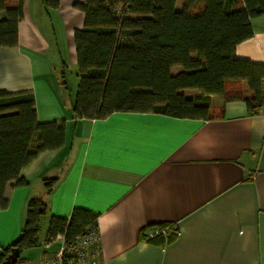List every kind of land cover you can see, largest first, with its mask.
<instances>
[{"label": "crops", "instance_id": "0c3cea01", "mask_svg": "<svg viewBox=\"0 0 264 264\" xmlns=\"http://www.w3.org/2000/svg\"><path fill=\"white\" fill-rule=\"evenodd\" d=\"M82 1L59 0L47 15L43 0H25L18 45L0 47V89L31 91L38 121H64L66 130L62 147L21 169L26 184L5 186L0 249L18 237L28 200L39 197L48 205L43 251L22 252L27 264H46L60 250L62 236L45 241L48 215L69 216L74 207L98 214L99 264H264V110L248 115L243 100L213 95L211 119L115 112L74 121L55 67L76 69L73 32L84 16L73 4ZM51 15L61 25L58 38L43 29ZM252 27L235 55L264 64V15ZM46 178H57L50 194ZM160 222L177 228L163 246L142 238Z\"/></svg>", "mask_w": 264, "mask_h": 264}, {"label": "trees", "instance_id": "16d2710c", "mask_svg": "<svg viewBox=\"0 0 264 264\" xmlns=\"http://www.w3.org/2000/svg\"><path fill=\"white\" fill-rule=\"evenodd\" d=\"M25 0H0V47L18 45ZM59 0H43L45 12ZM73 6L83 25L73 32L78 84L70 99L71 118L103 119L115 112L159 113L176 118L211 119V96L224 102L241 99L248 115L264 110V64L238 58L236 45L253 34L252 19L264 15V0H83ZM64 64L61 77H65ZM175 68H179L175 70ZM244 82L248 95H245ZM61 83V81H60ZM62 85H66L62 81ZM66 87V86H65ZM185 89L197 93H185ZM64 121L39 122L31 91L0 89V205L9 181L26 184L21 169L40 152L65 144ZM57 178L44 179L50 194ZM47 203L27 202L18 237L0 249V263L12 248L20 255L39 246ZM98 214L74 207L69 216L48 215L45 241L63 237L66 255L77 237L97 227ZM151 227L166 230L142 238L163 246L177 236L170 222Z\"/></svg>", "mask_w": 264, "mask_h": 264}, {"label": "built area", "instance_id": "2783aa9c", "mask_svg": "<svg viewBox=\"0 0 264 264\" xmlns=\"http://www.w3.org/2000/svg\"><path fill=\"white\" fill-rule=\"evenodd\" d=\"M158 232L166 233L164 229L151 227L146 231L147 236H154ZM64 244L60 250L46 264H99L101 261V244L96 226L86 228V232L77 237L73 251L65 253Z\"/></svg>", "mask_w": 264, "mask_h": 264}, {"label": "rangeland", "instance_id": "374dc122", "mask_svg": "<svg viewBox=\"0 0 264 264\" xmlns=\"http://www.w3.org/2000/svg\"><path fill=\"white\" fill-rule=\"evenodd\" d=\"M37 1V0H36ZM40 0H38V2H39ZM34 6V3L32 4V6H31V10L33 11V7ZM46 21H45V24H44V26H43V29H45V26H48V30H47V32L50 34H52V30H53V32L55 33V37H57L58 38V36H60V33H59V31H60V27H61V25H60V23L57 21V19H56V17L55 16H53V15H51L50 17H48L47 16V18L45 19ZM39 27H41V29H42V26H41V23H39ZM42 29V30H43ZM44 31V33L46 32L45 30H43ZM56 71H58V79H59V81H61V83H62V81H65V83H66V87L64 86V85H62L61 84V89H62V91L64 92V99L66 100V102L67 103H69L70 102V99L71 98H74V96H75V92H76V88H77V84H78V77L76 76V71H77V69H75L74 67H72L71 65H67V67L64 69L65 71V77H64V79L61 77V74H60V68L58 67V63H57V65H56ZM44 222V221H43ZM43 234H44V230L42 229L41 230V233H40V239L42 238V236H43ZM42 241V240H41ZM43 244V243H42ZM42 246V245H41ZM43 246H44V244H43ZM43 249V247H41V248H37V250L36 251H38V252H40V251H43L42 250ZM27 250H24L23 251V256H24V254H25V252H26ZM17 264H27V261L26 260H24V261H22V262H19V263H17Z\"/></svg>", "mask_w": 264, "mask_h": 264}, {"label": "water", "instance_id": "95a60500", "mask_svg": "<svg viewBox=\"0 0 264 264\" xmlns=\"http://www.w3.org/2000/svg\"><path fill=\"white\" fill-rule=\"evenodd\" d=\"M19 255H20L19 249L14 247L11 249L10 253L0 264H15Z\"/></svg>", "mask_w": 264, "mask_h": 264}]
</instances>
